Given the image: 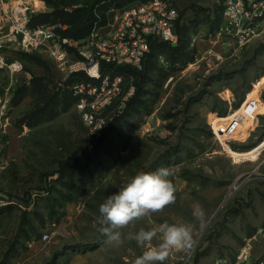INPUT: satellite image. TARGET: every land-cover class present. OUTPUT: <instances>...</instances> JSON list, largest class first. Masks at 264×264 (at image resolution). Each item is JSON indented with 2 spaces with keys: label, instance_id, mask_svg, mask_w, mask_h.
<instances>
[{
  "label": "rangeland",
  "instance_id": "374dc122",
  "mask_svg": "<svg viewBox=\"0 0 264 264\" xmlns=\"http://www.w3.org/2000/svg\"><path fill=\"white\" fill-rule=\"evenodd\" d=\"M21 1L0 0V264H134L143 249L126 239L106 244L99 206L138 172L160 167L172 172L175 203L122 232L189 225L192 247L172 250L163 264H237L244 246L251 264L263 260L264 139L250 144L264 137V35L239 49L215 33L223 0H170L181 12L184 57L149 56L136 103L110 124L96 154L98 138L75 106L79 78L22 51L11 32L5 11ZM142 1L108 8L106 23ZM29 2L40 8L34 16L55 10ZM214 121L218 132L233 129V140L219 141Z\"/></svg>",
  "mask_w": 264,
  "mask_h": 264
},
{
  "label": "built area",
  "instance_id": "2783aa9c",
  "mask_svg": "<svg viewBox=\"0 0 264 264\" xmlns=\"http://www.w3.org/2000/svg\"><path fill=\"white\" fill-rule=\"evenodd\" d=\"M40 11L29 0H22L5 15L12 24V34L25 52L48 56L67 76L78 77L72 86L75 106L92 139L99 138L127 110L136 87L109 66L140 67L158 39L177 46L180 42L178 22L181 12L170 0H148L124 7L114 20L97 21L86 39L79 41L64 35L67 25L31 26L32 17ZM219 40L241 49L264 35V0H223L220 22L215 30ZM0 39V45L2 44ZM83 77V78H81ZM246 96L241 108L248 102ZM249 106L254 105L251 101ZM218 119V118H217ZM212 131L221 142L233 140V129ZM235 140V139H234ZM251 249L244 246L237 264H251ZM252 264H264V259Z\"/></svg>",
  "mask_w": 264,
  "mask_h": 264
},
{
  "label": "clouds",
  "instance_id": "9594fccd",
  "mask_svg": "<svg viewBox=\"0 0 264 264\" xmlns=\"http://www.w3.org/2000/svg\"><path fill=\"white\" fill-rule=\"evenodd\" d=\"M171 175L168 167L138 172L99 206L103 225L100 232L106 238V244L119 247L126 239L135 241L143 249L134 264H163L172 250H188L193 245L191 227L180 222H164L147 230L140 228L126 234L122 232L135 221L161 212L175 203L176 189Z\"/></svg>",
  "mask_w": 264,
  "mask_h": 264
},
{
  "label": "trees",
  "instance_id": "16d2710c",
  "mask_svg": "<svg viewBox=\"0 0 264 264\" xmlns=\"http://www.w3.org/2000/svg\"><path fill=\"white\" fill-rule=\"evenodd\" d=\"M49 4L53 5L55 10L49 14H39L38 16L32 17L31 26L36 27L38 25H42V23L48 24H58L67 25V29L64 32V35L74 38L76 40L82 41L87 38L93 29L98 17V13L101 14L104 23L105 20V12L108 8H119L123 5V0H46ZM148 0H143L142 2H146ZM37 5L40 3L35 1ZM63 6V8H61ZM180 21V20H179ZM179 24V22H178ZM178 29V26H177ZM179 33V32H178ZM180 36V33H179ZM180 42L177 46H172L167 42L160 41L158 39H154L152 41L151 50L147 54L145 60L143 61L140 67H131V66H121L114 67L109 66L113 74H121L128 78L129 76H137L139 79L138 82L134 83L136 87L135 95L130 99L128 103V108L132 107L136 103V99L138 98L139 90L141 89V81L145 78V73L150 69L151 63L147 64L149 56L152 58L159 53L166 54H176L175 57L182 58L184 57V48L180 46ZM36 59V57H34ZM39 58V57H38ZM37 58V59H38ZM147 60V61H146ZM39 95L46 99L49 97L48 89L45 87L40 92ZM76 102V99H75ZM112 124V123H111ZM112 127V125L110 126ZM108 127L103 134L96 139L94 143V152L97 154L98 145L100 142L106 137L108 131L110 130ZM264 137H261L259 140L262 141ZM251 147L255 145L253 143L250 144ZM85 160L87 162H98V156L96 157L91 152H85L84 154ZM74 166V165H73Z\"/></svg>",
  "mask_w": 264,
  "mask_h": 264
},
{
  "label": "bare ground",
  "instance_id": "6f19581e",
  "mask_svg": "<svg viewBox=\"0 0 264 264\" xmlns=\"http://www.w3.org/2000/svg\"><path fill=\"white\" fill-rule=\"evenodd\" d=\"M237 188H238V185H234V187L231 190V194H233L236 191Z\"/></svg>",
  "mask_w": 264,
  "mask_h": 264
},
{
  "label": "crops",
  "instance_id": "0c3cea01",
  "mask_svg": "<svg viewBox=\"0 0 264 264\" xmlns=\"http://www.w3.org/2000/svg\"><path fill=\"white\" fill-rule=\"evenodd\" d=\"M263 101V100H262ZM264 102V101H263ZM260 139V138H259ZM259 139H255V141L253 142L254 145H258V143H260Z\"/></svg>",
  "mask_w": 264,
  "mask_h": 264
},
{
  "label": "water",
  "instance_id": "95a60500",
  "mask_svg": "<svg viewBox=\"0 0 264 264\" xmlns=\"http://www.w3.org/2000/svg\"><path fill=\"white\" fill-rule=\"evenodd\" d=\"M226 202H227V200L224 202V204H225ZM224 204H223V205H224ZM223 205H222V206H223ZM222 206H221V207H222ZM219 210H220V209H219ZM219 210H218V211H219Z\"/></svg>",
  "mask_w": 264,
  "mask_h": 264
}]
</instances>
